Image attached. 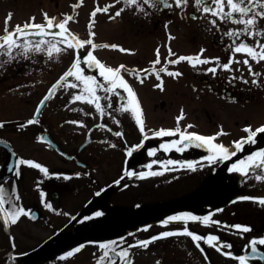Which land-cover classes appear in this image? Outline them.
<instances>
[{
  "label": "flooded vegetation",
  "instance_id": "flooded-vegetation-1",
  "mask_svg": "<svg viewBox=\"0 0 264 264\" xmlns=\"http://www.w3.org/2000/svg\"><path fill=\"white\" fill-rule=\"evenodd\" d=\"M105 5H110L109 11H98L91 28V31L95 33V36L92 37L93 42L97 45L93 50L94 54L109 66L125 65L122 74L137 94L142 108V118L147 129L157 130L155 125L158 120L159 125L166 126L163 123L166 121V117L157 119L156 111L161 109L167 112L172 109L175 101L168 100L167 93L175 91L182 93L184 99L190 94L191 99L195 100L198 125L214 127L213 133L219 131L221 127L224 129V134L216 137L215 140L224 143L230 151L236 153L228 161L222 162L226 166L236 159L248 155L257 147H264V135L261 134H258L256 144H245L243 150H236L232 144V141L247 135L245 125L255 128L264 124V59L256 62L249 57L252 72L259 73L258 77H254L248 66L243 63L245 55L243 53L234 54L231 72L218 68L216 75H213L211 72L200 70L208 67V64L194 67L187 61H181L176 65L167 64L169 69H179V72L182 73L175 77L161 71L160 79H158L155 73L151 72L152 67L161 69L167 60L175 59L176 56L182 54H197L201 48L205 49L202 53L205 57H220L221 62L226 59L228 49L225 45L229 43L228 38L210 25L206 18L209 14L196 12L197 18L195 19L189 15L195 12L193 0H188L183 15L180 9L173 7L172 9H148L150 14L145 16L138 12L134 6H131L124 8L121 14L114 16L113 19H109L108 16L114 15L116 8L122 6V2L113 4L111 0H83L82 3L80 0H0V35L4 34L5 18L9 13H11V19L7 25L9 30L17 23L28 21L33 16L36 22H44L43 13H47L48 16L55 18V22L63 19L64 14L71 15L72 20L68 24L70 30L80 38H88L89 20L93 19L91 17L92 10L97 7L103 8ZM218 23L221 22L218 21ZM260 23L261 26H264V20H261ZM221 26L227 30L229 27H241L242 25L222 24ZM169 34H171V39ZM47 39H51V37ZM248 40L252 41V38L249 37ZM112 43L127 49H131V44H137L138 47L131 49L134 51L123 52L108 47ZM169 46L175 55H168ZM88 47L86 45L85 49ZM157 48L160 50V62L153 66L150 62L156 59L155 50ZM106 53L117 55L118 61L116 63L109 61ZM128 55H132L133 60L127 59ZM235 57L239 58L238 62ZM5 59L6 57L0 56V60ZM72 59L73 50L68 49L58 55L54 53L51 59L44 54H35L32 59H19L0 67V121L4 122L0 127V140L8 142L17 156L34 159L45 165L50 172L55 169L73 171L69 175L45 176L34 166L21 165L20 175L14 177L9 183L18 185L22 201L17 203H22L23 206L30 209L31 217H35V219L25 214L10 226L7 245L0 248L1 254L5 252L3 256L0 254V264H94V258L99 256V251L94 245L86 244L85 248L69 258H62V253L85 241L114 239L118 235L126 238L147 229H150V234L154 235L168 228L182 227L183 225L179 222H172L168 226H161L158 223L159 220L176 212L191 211L198 215H204L208 211H213V219L220 220L221 211H215V209H222L219 198L215 196L216 198H213V203L210 205H206L204 201V187H206L204 167H197L195 170L173 169L158 174L165 178L167 188L174 185L173 174L184 173L190 175L191 178L196 175L197 195L195 199L192 197L179 203L176 200V204H174L171 197L163 207L152 204L147 209L146 204L137 203L134 206H126L124 199L116 197L115 195L119 191L125 189L123 185L130 183V179H138L124 176V169L139 171L142 163L147 164L150 160L157 158L196 159L200 163H204L200 157L204 155L205 151L190 147L183 153L175 150L165 153L159 149L153 156H149L147 148L158 147L163 140L173 138V136L167 135L165 137L149 136L144 140L143 149L132 157H125L123 168L120 169L119 176L114 179L123 176L120 184L113 183L114 180L111 178L113 173L108 175L106 169H101L100 180L95 174V170L100 169L98 160L102 157H109L106 153L111 150L89 151L90 162H94L91 167L89 162L81 158V154L95 142L96 138L93 137L92 143L85 148L78 147L76 153L70 151L76 135V125L70 121L78 119V110H72L77 109V101L70 103L68 108H65L64 105L68 103L70 94L78 89L69 87L66 91L64 88H60L47 101L46 106L39 114L38 123L20 127L25 120L33 116L39 100L48 92L50 85L66 70ZM141 69L147 70L148 75L140 72ZM87 71L94 74L96 72L93 69H87ZM132 72H140V75L130 74ZM230 75L244 77L249 82L246 83L240 79L232 82L229 80ZM98 78L102 80L101 77ZM253 79H258L259 83H251ZM161 81L162 88L154 87ZM184 103L182 100L178 103L179 114L181 110L184 113L179 121L181 127L185 121ZM176 117L173 120L175 121L174 125H177ZM86 118H89L88 128L104 122L108 123L112 130L96 126L92 133L93 136L100 134L103 139L106 137L110 141L121 138L114 135L118 129L114 127L115 124L112 120H99L91 123L90 116H86ZM64 126H68V128H63ZM119 131H124V129ZM131 132V128H126V133L122 138L130 135ZM46 133L60 147V150L48 144L44 139H39ZM201 134L211 135L210 133ZM86 135L84 131L83 136L86 137ZM175 137L178 138V134ZM60 140L63 145H60ZM37 146L49 154L55 163L54 166L48 165L39 157ZM119 152L123 154L122 149L110 153L118 154ZM165 154L167 155L164 157ZM8 160L9 151L0 145V175L2 176H6ZM78 161L88 165L83 167ZM158 167L162 166L153 165V168ZM168 167L172 169L173 166ZM225 170L227 172L226 167ZM77 172H80L81 175H75ZM227 174L225 183L227 191L231 193L241 189L240 174L228 172ZM232 178L235 179L232 181ZM252 180H255L254 175L249 174L243 182L251 185ZM37 184L40 185L39 189L36 187ZM208 184L217 186L218 182L214 178L213 182ZM41 189L46 193L47 201L52 203L58 211L43 206L44 201L40 197ZM219 189H217V193ZM228 200L229 203L234 201L235 196L229 197ZM229 203H225L224 206ZM97 210L102 211L103 215L92 217V212ZM85 216L90 219L84 220ZM144 225L150 227L145 229ZM158 227H164V229ZM189 227L201 234L210 232L219 234L223 240L232 244V248L228 250H235L237 253H243L247 243L241 242L239 238H251L264 234V230L252 229L241 236L239 230H221L220 227L214 225L204 226L202 222H190ZM237 238L238 240H236ZM161 239L165 238H158L155 242ZM166 239H168L174 256L181 260L179 263L174 261L175 257L172 258L171 254L167 256V261L164 264H221V259L238 264L235 259L220 254L216 248L208 246L203 241L201 242L204 249L202 252L200 247H197L186 234L173 235ZM260 247L264 249V246ZM249 264L263 263L254 260L249 261Z\"/></svg>",
  "mask_w": 264,
  "mask_h": 264
},
{
  "label": "snow or ice",
  "instance_id": "snow-or-ice-1",
  "mask_svg": "<svg viewBox=\"0 0 264 264\" xmlns=\"http://www.w3.org/2000/svg\"><path fill=\"white\" fill-rule=\"evenodd\" d=\"M82 3L83 0H80ZM122 6L116 8L114 15H109V19H113L114 16H119L124 8L134 6L138 12H141L145 16L149 15L148 9H172L176 7L180 9L181 14H184L187 7L188 0H111V3H121ZM195 12L189 14L193 19L197 18L196 12L207 15V19L216 30L220 31L223 36L228 38L229 43L225 45L228 49L227 57L221 62L220 57H205L202 53L205 49L201 48L200 52L193 55H178L175 59L166 61L163 68L157 69L151 68V72L155 73L158 79H160L161 71L171 76H178L182 73L179 69L171 70L167 67V64L176 65L181 61H187L192 66L208 64V67L200 69L204 72H211L216 75L218 68H223L231 72L232 64L235 53H243V63L248 66L250 73L254 77H258L260 74L252 72V64L249 63V57L256 62L264 59V26H261V20H264V0H193ZM110 5H105L103 8L97 7L92 10L89 20V33L88 38H80L75 35L68 27L69 21L72 20V16L64 14V18L55 22L54 17L48 16L47 13H43L44 22H36L35 17H30L28 21L23 23H17L11 30L8 29V21L11 19V13L5 18V31L0 35V56L6 57L5 60H0V67H3L7 63H12L19 59H32L35 54H44L49 59L53 57V54H60L68 49L73 50V59L70 65L62 72V74L50 85L48 92L39 100L35 113L33 116L24 121L20 125L21 128L26 125L39 122V114L46 106L47 101L56 93L60 88H64L66 91L69 87L78 89L70 94L68 103L64 105L68 108L70 103L80 101L88 105H93L95 113L101 118L105 113L113 107L112 95L118 98V107L123 110H130L132 117L138 125L139 132L142 135V139L138 143L131 144L124 148V152L128 157H132L135 150H139L144 145V140L149 136L152 137H165L178 134V138H172L163 140L158 147L147 148L149 156H153L159 149H162L165 153L172 150L183 153L190 147H198L205 149L207 155L201 156L200 160L209 165L219 164L223 161H228L230 157L236 155L234 151H230L229 148L222 142H216L215 138L224 134V129L221 127L219 131L205 135L196 131L182 130L179 121L184 116L183 110L176 117L177 125L175 127H160L158 130L150 131L146 128L144 119L142 118V108L139 103L137 94L125 76L122 74V70H125V65L120 64L118 66H109L102 62L95 54L94 49L97 47L93 42L92 37L95 33L91 31L94 23V18L97 12H108ZM220 21L221 23H218ZM222 24H240L241 27H229L225 30ZM36 38L35 40L33 38ZM51 37V39H47ZM251 37L252 41L248 38ZM171 39V34H169ZM89 46L85 49V46ZM108 47L113 49H119L123 52L134 51L131 49L123 48L119 44L112 43ZM83 49V51H82ZM156 59L150 63L155 66L160 62V50H156ZM168 55H175L170 46L168 49ZM237 62L238 57H235ZM215 61L216 63H212ZM87 69L96 70L93 72L87 71ZM144 75H148L147 70L141 69ZM140 72H132L130 74L139 76ZM98 77H101L99 79ZM236 79L247 81L244 77H235L230 75L229 80L234 82ZM253 84H258V79L251 81ZM154 87H163L162 81L160 84L154 85ZM195 87V86H194ZM124 90L121 92L120 90ZM126 93V95H125ZM76 111L77 109H72ZM84 111L83 108L79 109ZM85 115L92 116L93 112H85ZM111 119L115 121L117 125L121 124V121L115 116L111 115ZM74 125H85V121L82 119H74L70 121ZM3 121H0V127L3 126ZM97 127L108 129L112 131L108 123L101 122ZM191 127V125L185 126ZM88 133L93 131L92 128L87 129ZM245 131L247 135L240 137L232 141L236 150H243L245 144H256L258 134L264 135V124L253 128L251 125H245ZM116 137L124 136L123 131H115ZM39 139H45L43 136ZM90 139V138H89ZM105 143L110 147L116 145L105 137ZM0 143L7 144L8 142L0 140ZM10 146V145H9ZM11 155L17 154L13 150ZM21 165L34 166L39 169L45 176L61 175L59 173L50 172L49 169L37 162L34 159L24 158L17 156L16 160L6 165V168L11 175H0V226L10 228V226L16 223L23 215L27 214L31 217V210L27 209L22 203V197L19 194L18 185L15 183H9L14 177H18L21 173ZM153 165H161L162 167L153 168ZM168 166H173L170 169ZM197 167L203 168L204 163H200L196 159H152L147 164L142 165L139 171L132 169H124L123 175L129 178H148L158 174H163L169 170H195ZM228 173H238L241 177V182L246 180L249 174H253L254 178L258 181H264V147H257L254 151H250L248 155L242 158L236 159L226 166ZM75 175H81L80 172ZM123 176L114 180V184H120ZM128 187L127 184L123 185ZM36 187L39 189L40 185ZM40 197L44 201L43 206L53 211H58L48 202L46 193L41 189ZM252 200L258 201L261 205H264V196H250L239 195L235 197V201ZM233 201V202H235ZM7 205V206H6ZM216 212L222 211V209H215ZM92 217H100L103 215L102 211L92 212ZM213 211H208L204 215H198L191 211L176 212L168 215L165 218L158 221L161 226H168L172 222H179L182 227L168 228L167 230L159 231L158 233L151 235L145 239H135L132 242L126 240L125 236H116L114 239L92 240L79 243L75 247H71L68 251L62 253V258L72 257L78 253L81 249L85 248L86 244L96 246L99 251V256L94 258V264H133L132 249L136 246L147 248L149 243L157 240L158 238H167L173 235L186 234L191 240L200 247L203 252L204 249L201 245L203 241L208 246L216 248L226 257H232L238 264H249V260L252 258H259L264 260V251L260 246H264V234L259 236H252L247 239V243L244 248L250 251H245L244 254H236L231 250L232 244L227 240H223L217 233L201 234L189 227L190 222H202L204 226H217L228 230H239V235L244 236L246 232L252 230V226L246 223H232L228 224L227 221H221L219 219H213ZM35 219V217H31ZM90 217L85 216L84 220H88ZM149 225H144L147 229ZM159 264V261L156 262Z\"/></svg>",
  "mask_w": 264,
  "mask_h": 264
},
{
  "label": "rangeland",
  "instance_id": "rangeland-1",
  "mask_svg": "<svg viewBox=\"0 0 264 264\" xmlns=\"http://www.w3.org/2000/svg\"><path fill=\"white\" fill-rule=\"evenodd\" d=\"M138 47L137 44H131L130 48L134 49ZM106 57L109 59V61L116 63L118 61L117 55H111L109 53H106ZM127 59L133 60L132 55H128ZM127 61V60H126ZM132 62V61H130ZM133 63V62H132ZM177 84V83H175ZM179 85V84H177ZM179 89V88H178ZM177 89V90H178ZM168 100L175 101L174 106L172 109L165 112L164 110L158 109L156 111V118L159 119L160 117L165 116L166 121L163 122L164 125H159V120L156 123V129L158 130L160 127H175L174 125L175 121L174 118L179 115V101H184V108L185 110V121H183V127L182 130L187 131H196L198 133H206L211 134L214 131V127L207 126V125H198V119H196V102L193 101L190 97V94L186 97V99L183 98L182 93H178L175 91H172L170 93H167ZM112 101H113V107L109 109L105 115L101 118L98 114L95 113L94 106L88 105L84 102L77 101L76 102V108L78 110V119H82L85 121V125H76V135H75V141L74 145L70 148V151L76 153L78 150L79 145L84 141L85 136H83L84 131L85 134L87 132L86 128L89 127V118H86L87 115H85V112H93V115L90 116L91 123L96 121H103V120H112L115 124V128L120 130L124 129V134L126 133V128H131L132 132L130 135H126L125 137H121L118 139L112 140V142L116 145L115 147L108 146L107 143L104 142L105 139L99 134L94 136L96 138L95 142L91 144L82 154L81 158L89 162V166L91 167L93 165L90 162L89 151H94L97 149H107V150H123V154L120 152L118 154H111L110 152L106 153L109 157H102L98 160V166L99 170H95L97 178L101 180V169H106L107 174L111 175L112 180L117 178L120 173V169L123 168V162L125 157L127 155L124 152L123 148H126L130 146L131 144L140 142L142 135L139 132L138 125H136L134 118L132 117L130 110H123L118 107L117 98L115 95H112ZM83 108L84 111H80L79 109ZM109 112L111 115L115 116L121 121L120 125H117L113 119L110 118ZM148 113V111H147ZM148 116V115H147ZM149 117V116H148ZM187 125H191V127H185ZM63 128H68V126H64ZM62 128V130H63ZM147 128V125H146ZM67 131V130H66ZM174 138V137H173ZM176 138V137H175ZM60 145L62 144V141H59ZM64 147V146H63ZM37 154L43 161H45L48 165L54 166L55 163L53 159L47 154L46 152H43L40 148V146H37ZM207 152H204V155H207ZM167 154L164 155V157ZM113 156V157H112ZM158 159V158H157ZM164 159V158H163ZM179 159V158H177ZM142 165H145L142 163ZM226 164H214L209 165L204 162V200L205 203H213V198L216 196L219 198L220 202H226L229 197L234 196L236 194L240 195H250V196H264V181H258V180H252L251 185L249 183L242 182L241 189H239L236 192H228L227 188L225 186L226 183V177L227 172L225 170ZM142 170V169H141ZM174 175V185L171 188H167L165 185V178L155 175L148 178L143 179H130L128 187H125L123 191H119L118 194H116V197H119L120 199H124L126 206H134V204H146L147 209L150 208V206L153 204L155 206L163 207L164 203L168 200V198H171L176 204L180 201H184L185 199H191L192 191L195 190L197 187L196 181L197 177L194 175L192 178L188 174H173ZM188 177V178H187ZM214 178H216V181L218 182L217 186L210 185L208 183L213 182ZM186 179V180H185ZM191 179V180H190ZM235 178H232L233 181ZM137 183V184H136ZM220 188L217 193V189ZM128 193L126 194V192ZM197 195V191H193V198L195 199ZM215 197V198H216ZM235 201V200H234ZM221 221H227L228 224L232 223H246L252 226V229L254 230H264V205H261L258 201H252V200H244V201H235L231 202L223 211L220 217ZM160 229H164V227H158ZM221 230H228L225 228H220ZM150 229L145 230L144 232H140L139 234L131 237H127L126 240L129 242H132L135 239H145L149 236ZM247 239L250 238H239V240L243 243L247 242ZM238 240V238L236 239ZM168 239H161L160 241H152L149 243L147 248H142L140 246H136L132 249L134 260L133 264H156L157 261H159V264L166 263L167 256L172 254V258L174 256V252L171 251V247L168 244ZM6 246L5 240L0 243V248H4ZM5 253V252H4ZM4 253H0L2 256ZM175 257V256H174ZM5 258V257H4ZM174 261H177L178 263L181 260L177 256L173 258ZM172 261V259H171ZM221 264H236L232 261H225L224 259H221Z\"/></svg>",
  "mask_w": 264,
  "mask_h": 264
},
{
  "label": "water",
  "instance_id": "water-1",
  "mask_svg": "<svg viewBox=\"0 0 264 264\" xmlns=\"http://www.w3.org/2000/svg\"><path fill=\"white\" fill-rule=\"evenodd\" d=\"M46 140L48 141V142H52L49 138H47V134H46ZM90 138V139H89ZM91 142V137L89 136L88 137V139L86 140V142L82 145V148L84 147V146H86V145H88L89 143ZM56 147H57V149H59L58 148V146L54 143V142H52ZM0 144H2V145H4V146H6V147H9L8 148V150H10V153H11V151H13L12 150V148H11V146H9V144L7 143V144H5V143H0ZM140 150V149H139ZM205 150V149H204ZM136 151H138V150H135L134 151V153L136 152ZM16 160V156H9V161H8V164L9 163H12V162H14ZM52 172H67V173H72V171H66V170H54V171H52ZM7 174H11V173H9L8 172V170H7V173H6V176H8ZM259 247V246H258ZM226 250V249H225ZM262 250V249H261ZM247 251H250V248L249 249H247ZM263 251V250H262ZM234 253H235V251H233ZM222 253V252H221ZM255 259H259V258H252V259H250V260H255ZM259 260H261V259H259ZM262 262H264V260H261Z\"/></svg>",
  "mask_w": 264,
  "mask_h": 264
},
{
  "label": "bare ground",
  "instance_id": "bare-ground-1",
  "mask_svg": "<svg viewBox=\"0 0 264 264\" xmlns=\"http://www.w3.org/2000/svg\"><path fill=\"white\" fill-rule=\"evenodd\" d=\"M5 236H4V227L0 226V243L4 241Z\"/></svg>",
  "mask_w": 264,
  "mask_h": 264
}]
</instances>
